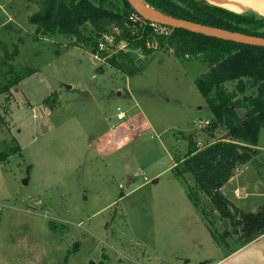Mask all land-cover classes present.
<instances>
[{"label": "rangeland", "instance_id": "374dc122", "mask_svg": "<svg viewBox=\"0 0 264 264\" xmlns=\"http://www.w3.org/2000/svg\"><path fill=\"white\" fill-rule=\"evenodd\" d=\"M36 10L0 0V83L34 70L0 95V148L15 139L22 149L0 165V264H203L240 248V233L207 196L193 206L192 178L173 173L190 135L200 146L228 136L226 126L210 129L214 116L196 86L207 67L156 49L134 52L146 68L129 77L73 40H37L29 23ZM124 47L109 46L108 57ZM256 92L224 109L243 120L244 97ZM255 149L247 165L264 185V129ZM253 199L243 212L257 208ZM209 228L229 230V245H218Z\"/></svg>", "mask_w": 264, "mask_h": 264}, {"label": "trees", "instance_id": "16d2710c", "mask_svg": "<svg viewBox=\"0 0 264 264\" xmlns=\"http://www.w3.org/2000/svg\"><path fill=\"white\" fill-rule=\"evenodd\" d=\"M149 8L169 17L202 25L264 38V17L239 14L203 0H142ZM37 10L29 17L35 26V36L57 37L68 40L71 47L86 49L93 55L105 58L107 63L129 77L141 74L146 66L137 61L134 52L150 56L156 49H174L180 61L199 59L208 69L196 82L214 116L212 128L226 126L228 136L203 146L194 136H189L187 152L176 158L173 173L182 180L189 175L193 184L186 186L187 196L193 206L200 208L202 195L207 196L218 216L230 221L240 233L242 246L264 234V203L256 212H243L222 193L221 188L240 168L251 163L257 153L261 131L264 129V47L240 44L206 36L185 29L161 27L158 31L153 22L141 17L128 0H26ZM112 44L109 43V37ZM124 45L109 56V46ZM18 54L14 51L13 58ZM12 58V56H11ZM8 65V63H6ZM14 70V65H9ZM34 74L13 76L0 83V95L9 94L12 88ZM236 84L235 91L228 88ZM256 94L244 97L248 114L241 120L239 115L226 111L239 94L248 90ZM45 102H51V97ZM54 106V105H52ZM5 119L0 115V124ZM213 130V131H214ZM19 143L12 139L6 149L0 148V165L14 155L22 156ZM123 197V195L121 196ZM203 198V197H202ZM218 245L228 246L229 230L219 233L209 228ZM79 243L75 244L77 251Z\"/></svg>", "mask_w": 264, "mask_h": 264}, {"label": "crops", "instance_id": "0c3cea01", "mask_svg": "<svg viewBox=\"0 0 264 264\" xmlns=\"http://www.w3.org/2000/svg\"><path fill=\"white\" fill-rule=\"evenodd\" d=\"M203 1L235 13L264 17V0ZM253 175L255 176V172L250 165H246L221 188L222 193L228 200L240 209L246 205V199L249 197L257 199L256 201L253 199L250 202L256 205L257 208L264 203V185L256 176L251 180V176ZM249 190L254 192H249ZM243 191L247 192L243 195ZM257 208H253V211L250 212H256ZM241 210L244 211L243 209ZM248 210L250 209L248 208ZM203 264H264V234L245 246H241L233 251L231 250L230 253L222 258L209 259Z\"/></svg>", "mask_w": 264, "mask_h": 264}, {"label": "water", "instance_id": "95a60500", "mask_svg": "<svg viewBox=\"0 0 264 264\" xmlns=\"http://www.w3.org/2000/svg\"><path fill=\"white\" fill-rule=\"evenodd\" d=\"M128 1L131 4V6L135 9V11H137V13L147 21L158 23L160 25H164L171 28L185 29L195 33H200L206 36L220 38L227 41H233L240 44L264 47V38L262 37H256L238 32H232L183 19H177V18L165 16L146 6L142 0H128ZM146 7L153 10L154 13L149 12L146 9Z\"/></svg>", "mask_w": 264, "mask_h": 264}, {"label": "built area", "instance_id": "2783aa9c", "mask_svg": "<svg viewBox=\"0 0 264 264\" xmlns=\"http://www.w3.org/2000/svg\"><path fill=\"white\" fill-rule=\"evenodd\" d=\"M117 118H118V120H120V121H122V120L125 119V113L123 112L122 109H119V110H118ZM199 144H200V143H199Z\"/></svg>", "mask_w": 264, "mask_h": 264}, {"label": "bare ground", "instance_id": "6f19581e", "mask_svg": "<svg viewBox=\"0 0 264 264\" xmlns=\"http://www.w3.org/2000/svg\"><path fill=\"white\" fill-rule=\"evenodd\" d=\"M146 9H147L149 12L154 13L153 10H151V9H149V8H147V7H146Z\"/></svg>", "mask_w": 264, "mask_h": 264}]
</instances>
